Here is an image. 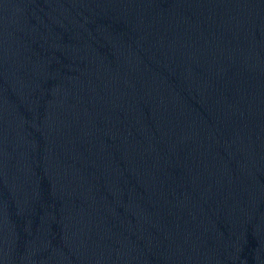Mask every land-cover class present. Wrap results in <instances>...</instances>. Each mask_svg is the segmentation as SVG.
<instances>
[{"label":"water","instance_id":"water-1","mask_svg":"<svg viewBox=\"0 0 264 264\" xmlns=\"http://www.w3.org/2000/svg\"><path fill=\"white\" fill-rule=\"evenodd\" d=\"M0 264H264V0H0Z\"/></svg>","mask_w":264,"mask_h":264}]
</instances>
